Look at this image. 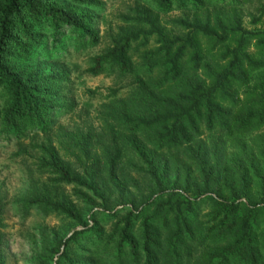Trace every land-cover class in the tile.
Instances as JSON below:
<instances>
[{
	"label": "trees",
	"instance_id": "16d2710c",
	"mask_svg": "<svg viewBox=\"0 0 264 264\" xmlns=\"http://www.w3.org/2000/svg\"><path fill=\"white\" fill-rule=\"evenodd\" d=\"M98 4L0 0V143L56 133L81 171L39 146L32 204L81 229H43L36 264H264V0H141L87 68L128 96L73 135L65 61L101 43Z\"/></svg>",
	"mask_w": 264,
	"mask_h": 264
},
{
	"label": "rangeland",
	"instance_id": "374dc122",
	"mask_svg": "<svg viewBox=\"0 0 264 264\" xmlns=\"http://www.w3.org/2000/svg\"><path fill=\"white\" fill-rule=\"evenodd\" d=\"M99 1L100 4L90 13L95 17L93 27L100 36L101 43L85 49L82 54L70 51L65 61L70 69V96L77 108L72 115L61 119L59 124L64 125L73 135L78 131H88L90 127L101 126L100 112L103 110L102 105L110 99L111 89L119 90L121 97H127L130 90V80L116 75L94 76L87 72V68L92 55L100 53L114 38L132 29L131 23L126 22L124 17L130 16L135 7L141 5V0ZM178 15V12L172 13L165 20ZM136 29L135 27L134 30ZM90 91H96V94ZM49 139L54 140L57 149L60 148L59 139L53 132L21 141L0 143V217L5 223V227L0 229L2 264H36L39 255L35 252L34 241L42 242L40 234L43 229L48 232L69 231V235L81 229L79 225L64 227L63 216L44 212L39 206L32 204L34 197L38 196L50 177L47 171L40 168L39 163L43 155L39 146L48 144ZM59 153L63 160L73 165L77 173H81L76 156L61 148ZM62 190L71 197V189ZM71 201L79 205L76 198Z\"/></svg>",
	"mask_w": 264,
	"mask_h": 264
}]
</instances>
